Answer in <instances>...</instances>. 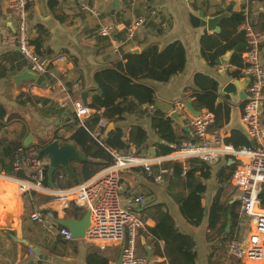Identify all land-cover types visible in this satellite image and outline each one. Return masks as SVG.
Wrapping results in <instances>:
<instances>
[{
	"label": "crops",
	"instance_id": "crops-1",
	"mask_svg": "<svg viewBox=\"0 0 264 264\" xmlns=\"http://www.w3.org/2000/svg\"><path fill=\"white\" fill-rule=\"evenodd\" d=\"M87 1L95 8L94 14L88 11H80L75 0H44V4L42 2L38 4L36 0H29L28 2V35L30 40L36 41L39 51L50 54V57L54 60L56 71L61 70L71 81L78 82L79 89L74 90L73 95H78L81 99V93H84L86 105L93 92H95L92 80L93 73L108 66L111 61H117L115 60L117 57L113 55L109 56L108 59L101 58V54L105 49V42L102 40L104 37L98 36L96 33L98 26L105 23L114 25V35L122 37L125 22H130L141 15L145 16L147 9L154 7L158 12V18L166 22V27L160 31L156 30V22L147 20L145 24L139 27L134 37L130 39V47L137 48L139 51L141 46L151 43L163 48L169 42L178 40L185 48L186 62L180 73L172 75L164 82L143 80L154 90V102L151 104V110L136 107L130 112H125L120 120L111 121L113 124L112 129L117 127L122 130L124 140L127 139L130 130L135 126H140L144 130L146 139L140 148L130 146L129 149L142 152V154L149 157L160 158L165 155L169 156L174 151L178 141L192 140L193 132L190 121L195 116L185 109L183 104L189 102L194 110L200 111L199 114L204 111L205 109H198L194 106L193 95L210 89L211 82L216 83L214 95L217 102L221 104L222 111L227 106L230 112L228 119L224 118L217 127L210 125L209 134L210 136L221 137L224 131L230 132L228 124L231 121L232 113L236 118V122H238L243 99L233 104L228 96L220 95V91L223 83L229 79L237 78L227 74L232 71L227 66H224L222 72L216 71V68L222 65L215 62L219 56L213 63H209L201 56L200 36L204 32H207V34H214L215 32L207 31L201 26H192L189 22V14H195L196 11L201 10L205 16H209L230 7V15L232 11L239 9L244 0H140L134 5L131 13L127 11L129 0ZM13 26L14 22L9 16L7 1L0 0V111L2 113L8 102L14 100L26 103L32 114L31 118L26 119L30 122V125H26L22 121L24 118L15 114H11L6 121L2 120L4 124L0 123V144H3V139H10L13 134L19 133L23 129L26 136L27 134L31 135L32 144H39L55 137L52 131L55 129L56 122L59 123L56 101L61 96L56 89L57 83H53L49 78L43 77L40 82H36L34 79H18L17 83L13 81L14 76L22 72H28L22 55L10 40L13 35ZM246 26L262 34L263 42L260 45L259 59L264 66V0H252V3L249 4L247 18L239 25L238 29L245 32ZM54 28H58L68 36L69 41L67 44L58 41L54 37L52 34ZM123 54H129V52L125 51ZM58 56H63L62 60L57 59ZM34 76L39 75L34 74ZM33 96L53 102L52 109L44 107L43 113L39 115L37 113V109L40 108L39 102L37 101L33 105L29 101V97L32 98ZM123 105L125 108L130 109L128 102H123ZM172 111H175L178 117L183 120L186 130L169 117ZM155 112L162 116V121L157 125L153 123ZM64 114L61 111L60 117H64ZM261 119H264V105ZM210 123L212 124V121ZM103 130L104 128L102 134ZM35 136L38 137L39 142L35 141ZM224 138H222L223 143ZM256 149L262 150L258 146ZM230 157L227 155L215 156L209 164H206L203 172L197 170L196 166L191 164L189 166L183 165V162L179 161L183 160L180 156H176L173 160H163L161 164L167 161L171 165L169 169L162 168L166 171L161 173L159 182H154L142 168L123 169L120 172L126 192L142 194L146 203L129 206L122 200L120 203L122 207L142 218L146 226L150 224V219L147 216L150 212V206L160 204L162 210H167L170 213L175 227L192 237L196 254L194 264H229L230 259L233 264H243L228 252L227 244H216V241H212L209 235L204 233L203 228L205 225H199L198 227L188 225L179 214L175 201V198L187 192L183 188L180 178L189 175L195 176L206 185V190L202 195L203 201L210 183L209 206L215 195L222 194L223 191H226L224 196L227 201L229 198L235 200L237 190L229 182L232 171ZM177 166L181 167L180 171L175 170ZM184 166L186 169H182ZM1 170L6 172L5 169ZM176 171L178 174L174 176L173 173ZM200 175L209 176L202 179ZM40 205L39 211L43 210L41 211V219L45 218V220L39 223L36 222L41 219L36 220L35 224H31L33 226V232L31 233L23 231V226L21 227V235L29 239L30 246H19L16 240H13L0 229L1 232H4H0V235L8 243V245H0V257L7 259L10 264H14V258L21 260L22 264H86L85 258L88 251L95 250L113 256L114 250L120 247V242H109L104 249H99L94 243L88 242L85 238L65 239L59 233V225L51 224L57 218L47 217L48 213L43 209L44 203L42 202ZM61 206L62 209H71L75 216L74 219H78L85 212L83 211L81 214L80 209H77L79 207H72L67 203H62ZM64 219L72 218L67 217L57 220ZM240 219L242 221L243 217L240 216ZM238 221L239 216L234 231L239 230ZM255 232L256 230L253 233L244 232L242 234L248 235ZM135 244L136 253L144 257V264L167 263L162 256L161 243L152 241L146 229L143 228L137 231ZM147 248L150 249L148 257L146 254ZM38 256H43V258L39 259Z\"/></svg>",
	"mask_w": 264,
	"mask_h": 264
},
{
	"label": "built area",
	"instance_id": "built-area-1",
	"mask_svg": "<svg viewBox=\"0 0 264 264\" xmlns=\"http://www.w3.org/2000/svg\"><path fill=\"white\" fill-rule=\"evenodd\" d=\"M6 1L9 16L14 22L13 35L10 40L22 55L28 72L42 75L53 83H57L56 89L61 97L56 104L72 114L64 123L66 130L85 127V119L93 113L100 115L102 110L95 111L83 103L78 95L74 96V90L79 89L78 82L71 81L63 71H56L54 60L50 55H40L36 52L28 35L29 0ZM75 1L80 11L95 13V8L87 0ZM139 1L129 0L127 11L133 12L134 5ZM250 3L252 0H244L240 8L244 16L243 22L247 18ZM149 15L151 18L141 15L128 22L123 27L122 37L113 36L114 25L105 23L98 26L97 35L108 38V46L103 50L101 58L108 59L113 55L121 59L123 53L130 48L129 41L139 27L147 20L155 18L157 13L150 10ZM159 26L164 29L166 22L161 21ZM262 42V34L249 26L245 27L240 76L249 77V81L245 88L246 95L242 100L238 122L228 130L240 129L248 140V147L234 149L224 144L222 138L229 135L228 131H224L221 137L210 136L209 124L212 121V114L204 110L190 121L193 139L178 141L169 156L154 158L129 148L109 150L112 163L71 188L50 187L46 182L47 159L41 155L40 148L30 144L24 146L25 149L19 146L13 150V160L10 163L11 173L0 169V187L2 185L17 186L25 190L29 197L40 194L45 203L48 201L67 203L72 207L83 205L85 210L90 212V224L84 235L88 242L94 243L99 249H104L109 242H120L119 264H144V257L136 254L135 240L137 231L145 229L146 223L138 215L122 207L120 202L122 200L127 206L143 205L146 200L142 194L126 192L120 171L127 168H142L154 182H159L161 173L166 170L159 168L158 173H153L151 166L163 160H173L176 156H180L183 160L179 161L189 166V160L194 164H209L217 155L231 156L235 161V166L231 171L229 182L237 190L238 227L239 230L242 227L240 216H246L254 223L256 232L243 235L237 233L239 230L234 231L227 242V250L243 264H264V237L256 235H264V205L258 198L264 184V119H261L264 105V66L259 59ZM62 58L63 56L57 57L59 60ZM224 66L234 68L225 64L218 66L216 71L222 72ZM142 108L151 110L152 105L145 104ZM105 125V119L100 117L91 134L94 137L100 135ZM257 146L262 150L256 149ZM182 168L186 169L185 166ZM31 216L39 220L41 212L34 210ZM59 233L65 239H71L66 228H60ZM247 240L248 246L242 248Z\"/></svg>",
	"mask_w": 264,
	"mask_h": 264
},
{
	"label": "trees",
	"instance_id": "trees-1",
	"mask_svg": "<svg viewBox=\"0 0 264 264\" xmlns=\"http://www.w3.org/2000/svg\"><path fill=\"white\" fill-rule=\"evenodd\" d=\"M242 5L243 3L238 10L232 11L228 17L220 20V30L218 33L207 34V32H204L200 36L201 56L209 63H213L218 56L220 57L237 44L245 43V32L238 29L244 20V16L240 10ZM155 27L156 30L160 31L156 24ZM113 36L117 37L116 34ZM102 40L105 42L104 47H107L108 38L104 37ZM30 42L38 54L50 55L44 51H39V46L35 40H30ZM242 51L243 47L233 52L229 57L228 63L234 68L227 74L233 78L238 79L241 77ZM115 60L117 61H111L108 66L98 69L93 73L92 80L95 92L89 98L87 105L95 111L101 109L102 112L100 115L93 113L87 117L84 121L85 127H76L70 131L66 130L64 123L72 114L68 110H61V108L56 106L59 123L55 125L54 134L58 135L57 141L59 143L74 144L79 155L85 158L83 161L71 160L69 162L73 172L72 177L67 176L61 168L54 171L52 180L57 187H74L90 178L102 168L110 165L112 163V156L109 150L129 148L130 146L137 149L140 148L146 139V134L140 126L132 128L126 140L123 139L122 130L117 127L108 131L104 138L101 136L102 133L94 137L91 134L92 130L100 117L105 119L106 122L118 121L125 112H130L136 107L140 109L145 104H152L154 102V90L143 80L167 81L172 75L180 73L186 62L184 45L178 40L169 42L163 48L149 43L141 46L138 52L123 54L121 59ZM214 90H216V83L211 82L210 89L193 95L194 106L198 109H205L212 114L213 120L212 124H209V127L210 125L217 127L224 118L228 119L230 112L227 106L222 111L221 104L215 98ZM29 101L33 105L35 102H39L40 108L39 110L37 109L39 115L43 113L44 107L52 109L51 106L54 104L47 99L35 96L29 97ZM123 102H128L130 109L125 108ZM61 111L65 113L64 117H60ZM1 114L0 111V123L4 124L2 123ZM153 117L155 125L162 121V116L157 112L154 113ZM25 137L26 133L23 129L21 132L13 134L10 139H3V144H0V169H5L6 173H11L10 163L13 160V150L19 146L25 149L23 146ZM47 142L49 141L47 140L39 144L30 143V145H36L40 148L41 144ZM224 143L232 146L234 149L248 147L249 145L247 138L242 134L240 129L230 130L229 135L224 138ZM161 163H159V166L158 164H153L157 166H151L153 173H157L159 168L169 169L171 165L167 161L163 164ZM180 169V166L175 168L178 171ZM59 174L60 177H58ZM176 174H178L177 171L173 173L174 176ZM208 176L200 175L202 179ZM180 180L187 192L175 198L179 214L188 225L198 227L201 223L204 210L202 195L206 190V185L193 175L180 178ZM220 195V193L216 194L211 205L208 207L203 230L215 242L228 221L226 214L229 213V231L226 234V238L219 244L223 245L232 236L237 227L239 202L237 198L235 200L229 198L227 205L231 203L232 208L227 211V205L222 206L221 204ZM258 198L260 203L264 205V192L260 193ZM161 208L160 204H153L150 206V212L147 215L150 219V224L145 225V229L150 235L151 240L161 243L162 256L166 259V264H194L196 254L192 237L188 233L179 231L175 227L170 213ZM43 220L45 218L36 223ZM51 224L58 226L54 220ZM58 227L59 229L62 228L61 226ZM0 245H8L2 235H0ZM117 254L118 248L114 250L113 256L91 250L86 254V264H111L117 257ZM157 264L165 263L160 262Z\"/></svg>",
	"mask_w": 264,
	"mask_h": 264
},
{
	"label": "water",
	"instance_id": "water-1",
	"mask_svg": "<svg viewBox=\"0 0 264 264\" xmlns=\"http://www.w3.org/2000/svg\"><path fill=\"white\" fill-rule=\"evenodd\" d=\"M38 4L41 2L44 4V0H36ZM229 10L230 7H227L224 11L218 12L214 15L205 16L201 10L196 11L195 14H189V22L192 24V26L198 27L201 26L205 28V30L210 32L218 33L219 28V22L221 19L229 16ZM52 34L54 37L62 42L67 44L69 41L68 36H66L61 30L58 28H54L52 30ZM244 44L239 43L236 46H234L231 50L225 52L223 55H221L218 59L215 60V62H219L222 65L228 64L230 55L237 51L238 49L242 48ZM138 52L137 48H131L129 50V53ZM18 79H34L36 82H40L43 79L42 75H39L37 77L34 76V74L30 72H22L16 76L13 77V81L17 83ZM249 81V77L244 76L240 79H229L225 83L222 84L220 95L228 96L230 101L233 102V104H236L240 99H244L245 97V91L244 89L247 86V83ZM99 92V90H97ZM81 100L83 103H85V94L81 93ZM184 108L187 109L192 115L196 116L199 114V110H194L189 102H186L183 104ZM234 112V111H233ZM11 114L18 115L24 119L31 118L32 114L29 109V106L26 103L23 102H17L14 100H11L6 105L5 109L3 110L1 114V118L3 121H6ZM169 117L175 121L179 126H181L184 130H186L183 120L178 117L177 113L175 111H172L169 114ZM229 122V128L234 127L236 125V118L234 114L232 113V117ZM57 121V120H56ZM58 124V122H56ZM113 127L112 122H107L102 137H105L108 131H110ZM30 143H32V137L30 134H27V136L23 140V146H27ZM40 153L47 159V166H46V182L50 187L56 186L52 180V175L55 170L61 168L63 172L69 176H73V172L71 170V167L69 165V162L71 160H79L83 161L85 158L80 156L79 153L76 150V146L71 143H59L57 139L53 138L49 142L41 144L40 145ZM211 188L210 183L208 184V191L205 193V200H204V210L202 215V220L200 225L204 226L205 221L207 218L208 213V207H209V201H210V192L209 189ZM264 192V184L262 185V188L260 190V193ZM231 208V204L228 205V209ZM90 212L89 210H85V212L78 218V219H64V220H57L56 223L66 228L70 233L71 239H82L84 238L85 232L89 227L90 224ZM226 218L228 221L226 222L222 233L220 236L215 240L216 244H220L224 238H226V234L229 231V218L230 214H226ZM248 246V240L246 243L242 245V248H246ZM121 248V245L119 249ZM150 252V249L147 248L146 254L148 257V253ZM120 255H121V249L119 250L117 257L113 264H119L120 263ZM38 258H43V256H38Z\"/></svg>",
	"mask_w": 264,
	"mask_h": 264
},
{
	"label": "bare ground",
	"instance_id": "bare-ground-1",
	"mask_svg": "<svg viewBox=\"0 0 264 264\" xmlns=\"http://www.w3.org/2000/svg\"><path fill=\"white\" fill-rule=\"evenodd\" d=\"M191 165L196 166V169L203 172L205 171L206 164H194L191 160L188 161ZM25 190H21L17 188V186H8L2 185L0 187V224L5 225V227L0 226V229L8 230L11 232L12 236L15 237L17 244L19 246H30V241L26 236L21 235V227L23 224V216L28 215L30 213L31 207L29 206V199L26 194ZM43 209L47 211L51 216L62 219V218H72L75 217L72 213L71 209L63 208L60 203L48 201L47 203L43 202ZM48 205V206H47ZM40 208L41 205L38 203L34 207L36 210ZM79 207L81 214L85 211V207L83 205L76 206ZM80 214V215H81ZM242 230V231H241ZM241 230L237 231L238 234L240 233H253L255 231V225L251 222L249 218L243 216L242 219V227ZM259 237H264V235L256 234ZM4 257H0V264H10L7 259H3ZM14 264H22V261L19 259L14 258Z\"/></svg>",
	"mask_w": 264,
	"mask_h": 264
},
{
	"label": "rangeland",
	"instance_id": "rangeland-1",
	"mask_svg": "<svg viewBox=\"0 0 264 264\" xmlns=\"http://www.w3.org/2000/svg\"><path fill=\"white\" fill-rule=\"evenodd\" d=\"M155 11L156 13H157V15L155 16V18H153V19H149V20H152L153 22L155 21L156 22V25H157V27L160 29V30H162V28L159 26V24H160V22L162 21L161 19H159L158 18V12L155 10V8L154 7H150V9H147V11H146V16L147 17H149V18H151V16L149 15V11ZM128 23V22H127ZM126 23V24H127ZM125 26V25H124ZM131 48V47H130ZM129 48V49H130ZM129 49H128V52H129ZM65 115V114H64ZM22 121L26 124V125H30V122L28 121V120H26V119H22ZM52 125V124H51ZM55 130V129H54ZM53 132V134H54V131H52ZM55 135V137H53V138H55V139H57V137H58V135H56V134H54ZM36 138H34L35 139V141L37 142H39L40 140L38 139V137L37 136H35ZM52 138V139H53ZM46 139V138H45ZM51 139H49L48 141H50ZM230 161L232 162V170H233V168H234V166H235V161H234V159L232 158V157H230ZM183 169V168H182ZM225 192L226 191H223V193L221 194V197H220V201H221V204H222V206H226L227 205V200L225 199V196H224V194H225ZM27 194V193H26ZM27 196H28V194H27ZM28 199H29V206L31 207V210H30V213H28V215H26V216H23V224H22V226H23V231H28V233H31V232H33V226L31 225V224H35V221H36V219L35 218H33L32 216H31V212L32 211H34L35 209H34V207L36 206V205H38V203L40 202V203H42V202H45V200H42V196L40 195V194H34L33 196H31V197H29L28 196ZM228 209V208H227ZM226 209V210H227ZM40 210V208L38 207L35 211L37 212V211H39ZM229 210V209H228ZM227 210V211H228ZM42 211V210H41ZM40 211V212H41ZM47 214V213H46ZM41 217H42V214H41ZM47 217H51V215L48 213L47 214ZM0 226H2V227H5V225H3V224H0ZM8 230H10L11 231V229H9L8 228ZM8 230L5 228V230H2V231H4L7 235H9V237H11L13 240H15V237L14 236H12V234H11V232H8ZM1 232V231H0ZM4 232H1V233H4ZM228 240L229 239H227L226 241H225V243H224V245H226L227 244V242H228ZM119 248H118V252H119ZM228 257V256H227ZM230 257V256H229ZM225 259H227V260H229L228 258H225ZM229 264H233V262H232V260L230 259L229 260Z\"/></svg>",
	"mask_w": 264,
	"mask_h": 264
}]
</instances>
